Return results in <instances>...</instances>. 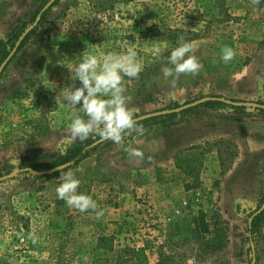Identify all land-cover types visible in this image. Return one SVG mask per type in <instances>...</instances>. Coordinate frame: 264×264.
Segmentation results:
<instances>
[{
  "label": "rangeland",
  "instance_id": "rangeland-1",
  "mask_svg": "<svg viewBox=\"0 0 264 264\" xmlns=\"http://www.w3.org/2000/svg\"><path fill=\"white\" fill-rule=\"evenodd\" d=\"M33 6L34 0H0V38L8 37ZM49 8L0 79L1 176L20 170L0 180V264H91L94 256L104 254L96 248L101 234H116L122 241L118 246L124 247L140 240L144 226L149 235L169 233L153 220L152 204L145 203L144 211L131 207L119 212L114 208L119 203L123 206L124 200L108 197L104 188L93 186L91 171L105 174L110 168L95 162L119 163L118 158L126 155L123 148L137 133L126 135L122 145L103 141L78 165L61 170L81 181L78 192L98 203L104 212L100 218L91 210L70 208L57 197L61 172L39 179L22 170L32 168V160H49L47 155L61 145L78 140L71 135L70 117H84L79 110L82 105L72 108L62 103L61 91L72 84L80 86L79 80H72L71 69L85 50L102 61L108 52L136 48L143 71L139 79L125 77V94L132 97L129 107L135 117L167 108L173 101L180 105L194 101L200 95L264 99V0L259 5L251 0H57ZM180 36L193 44L202 68L195 77L181 75L173 86L160 69L172 67L168 57L179 46ZM224 46L236 53L227 64L221 59ZM231 112L227 106L197 108L176 117L172 124L194 123L192 128H199L202 119L213 140L223 134L224 139H218L228 148L223 175L234 158L246 156L233 175L215 180L208 193L189 199L192 219L204 211L209 229H195L184 244H173L184 253L185 264L189 260L252 264L248 224L250 214L264 202V116L247 107L241 119L230 122L226 117ZM155 125L161 124L139 126L148 130ZM254 248L255 264H264V224Z\"/></svg>",
  "mask_w": 264,
  "mask_h": 264
},
{
  "label": "crops",
  "instance_id": "crops-1",
  "mask_svg": "<svg viewBox=\"0 0 264 264\" xmlns=\"http://www.w3.org/2000/svg\"><path fill=\"white\" fill-rule=\"evenodd\" d=\"M226 119L231 122L241 118L240 115L237 116L231 112ZM192 124H186V127L175 124L165 126L168 128H162L164 125L161 124L160 126L155 125L153 129L143 130L142 134L137 135L129 145L144 152L145 159L142 163L131 161L127 153L122 158H118L121 159L119 163L117 160L110 163L108 161L95 162L98 155L94 156L93 160L97 165L105 163L110 166L105 174L91 171L95 173L92 176L95 189L104 188L108 197L124 200L123 206L119 203V207L114 209L120 212L131 207H138L144 211L145 203L152 204L153 210L154 208L156 210L153 220L159 224L160 228L164 227V230L169 232L168 235L163 236L149 235V230H146L142 220L140 227H144L143 229L140 228V240L136 241L134 245L128 244L124 247L118 246L120 241L118 242L116 234H101L114 236V249L106 252L111 257H114V254L116 255L127 246H146L145 252L149 264H157L160 258L159 252L162 251L166 254H172L185 264L184 253L180 252V249L178 250L173 244H184L192 237L190 232L195 231L194 217L192 219L188 208L189 204L192 205L189 199H194L192 197L194 194L202 196L208 193L207 190L212 188L215 180L233 175L240 159L246 158L245 155L234 158V161L232 160L231 165L226 169V174L223 175L225 170L224 155L227 154L226 150H228L220 142L224 139L223 134H218L220 141L218 139L213 140L208 124L204 120H200L199 128H192ZM149 157L151 160L148 159ZM181 158H193L194 164L200 165L196 185H193V176L185 172V167L176 165ZM175 210H179L178 214L175 213ZM95 225L100 226V221L96 220ZM126 240L124 239V241ZM98 250L105 253L102 249ZM207 254L210 253L207 252Z\"/></svg>",
  "mask_w": 264,
  "mask_h": 264
},
{
  "label": "clouds",
  "instance_id": "clouds-1",
  "mask_svg": "<svg viewBox=\"0 0 264 264\" xmlns=\"http://www.w3.org/2000/svg\"><path fill=\"white\" fill-rule=\"evenodd\" d=\"M251 4L259 5L260 0H251ZM178 45L168 57L172 67L163 66L160 69L164 78H171L173 86L181 75L195 77L202 68L191 42L180 36ZM155 51L159 54L161 49L157 47ZM221 52L225 64L236 56L235 51L228 46H224ZM71 70L72 80H79L80 86L72 84L65 87L61 91V102L66 101L72 108L82 105L79 110L86 117L76 114L70 117L69 127L74 139L84 141L95 135L101 141L122 145L126 135L142 134L143 129L137 124L134 112L129 107L132 97L125 94V77L139 79L143 71V64L134 46H129L123 53L108 52L102 61L85 50L80 62ZM123 151L135 163H142L145 159L144 152L138 148L125 146ZM148 159L151 160V157ZM59 179L61 183L56 188L59 199L80 212L91 210L97 218L103 216V210L91 196L78 192L81 181L72 172H61ZM188 264H195V261L189 260Z\"/></svg>",
  "mask_w": 264,
  "mask_h": 264
},
{
  "label": "trees",
  "instance_id": "trees-1",
  "mask_svg": "<svg viewBox=\"0 0 264 264\" xmlns=\"http://www.w3.org/2000/svg\"><path fill=\"white\" fill-rule=\"evenodd\" d=\"M47 1L48 0H34L33 9L28 15V17L24 20H21L19 24L13 28L12 32L9 34L8 37L0 38V64L7 57L11 49L14 47L16 40L19 38L22 32L28 27V25H30L34 21L36 15L38 14V12L41 10V8L44 6V4ZM56 2H54V4ZM49 10L50 8H48L42 14L40 21H42L45 18ZM35 29L36 27L32 29L25 36V38L21 41V44L18 47L16 53L21 49L24 43L30 38V36L32 35ZM176 37L177 36L174 35V38H173L174 41H176ZM15 54L13 55V57L15 56ZM2 74H3V71L0 75V79H1ZM202 97H205V96L200 95L199 98H202ZM215 97H221V96H215ZM258 103L262 104L263 106L254 107V109L258 113L264 116V99L262 101H259ZM178 106H180V103L178 101H173L171 105H169L167 108H174ZM223 106L230 107L233 113H235L237 116L245 113L247 109V106H244V105H233V104H228L222 100L210 99V100H206L202 102L201 104L197 106L186 108L180 112L162 114V115L152 116L149 118L139 120L137 121V124L141 126H145V127L154 125V124H162L164 126H169L174 123V120L176 117L187 114V113H191L197 108H204V107L215 108V107H223ZM98 138L99 137L94 136L93 138L91 137L84 141H81L80 139H78L72 143L63 144L61 145V147L58 148L56 152L47 155L49 156V160L42 161V162L41 161L34 162L31 159L32 162L30 166L36 170H46V169H49L54 166L60 165L62 163H67V162H69L70 165L64 170L70 167L76 166L82 160L87 158L91 154V152L97 149L98 147L97 145L92 146V147H90V145ZM176 165L178 167L184 166L185 172L187 174H191L194 178L193 185L197 184L196 183L198 179L197 172L200 168V165L194 164L193 158L192 159L181 158L180 160H178ZM60 172L61 171H56L54 173L36 175V178L46 179V178H50L52 176L58 175ZM1 175H2V172L0 171V176ZM256 210H254L250 214V217L256 212ZM193 221H194L195 229H200V227H202L203 230L208 231L209 224L206 220V215L204 211L200 210L198 216L194 217ZM263 224H264V210L261 211L260 213L253 215L252 219L249 221L248 239L250 241H253L254 243L257 241V237L261 233V228ZM96 248L104 250L105 253L103 255L94 256L92 258L91 264H149L148 256L145 252L146 246L145 247L127 246L122 251L117 253L114 257H111L109 254H107L106 252L112 251L114 249V236L110 234L100 235L97 239ZM251 250H252L251 247H248L250 260H252V254L250 252ZM159 257L160 258L157 264H183L180 260H178L172 254H168V253L166 254L163 251L159 252Z\"/></svg>",
  "mask_w": 264,
  "mask_h": 264
},
{
  "label": "water",
  "instance_id": "water-1",
  "mask_svg": "<svg viewBox=\"0 0 264 264\" xmlns=\"http://www.w3.org/2000/svg\"><path fill=\"white\" fill-rule=\"evenodd\" d=\"M56 0H48L47 3L41 8V10L38 12V14L36 15L34 21L32 22V24L30 26H28L23 32L22 34L19 36V38L16 40L14 47L11 49V51L9 52V54L7 55V57L2 61V63L0 64V75L3 71V69L5 68V66L7 65V63L10 61V59L13 57V55L16 53L18 47L21 44V41L25 38V36L33 29L35 28V26L39 23L42 14L55 2ZM210 99H217V100H222L228 104H233V105H244L247 107H258V106H263L262 104L258 103V102H254V101H238V100H232V99H228V98H224V97H215V96H205L202 98H198L194 101L191 102H187V103H183L178 107H174V108H164V109H160V110H156V111H152V112H147L141 115H138L135 117L136 121L145 119V118H149L152 116H157V115H162V114H168V113H174V112H180L186 108L189 107H194L197 106L199 104H201L202 102L206 101V100H210ZM101 141L100 138L96 139L91 145L92 146H96L98 144H100ZM70 165L69 162L67 163H62L60 165L54 166L52 168L46 169V170H36L30 167L24 168L22 170H28L29 172H31L32 174L35 175H42V174H49V173H54L56 171H61L65 168H67ZM20 170H14L11 171L8 174H5L3 176L0 177V180L3 179H7V178H12L14 177ZM264 210V202L263 204L256 210V212L253 214H257L260 213L261 211ZM252 215V216H253ZM252 216L250 217L249 221L252 219ZM251 248H252V264H255L256 262V257H255V248H254V242L251 241Z\"/></svg>",
  "mask_w": 264,
  "mask_h": 264
},
{
  "label": "built area",
  "instance_id": "built-area-1",
  "mask_svg": "<svg viewBox=\"0 0 264 264\" xmlns=\"http://www.w3.org/2000/svg\"><path fill=\"white\" fill-rule=\"evenodd\" d=\"M177 212H179V210H177Z\"/></svg>",
  "mask_w": 264,
  "mask_h": 264
}]
</instances>
